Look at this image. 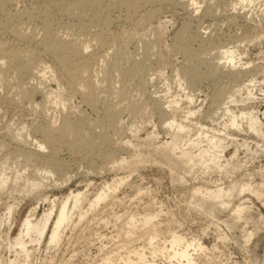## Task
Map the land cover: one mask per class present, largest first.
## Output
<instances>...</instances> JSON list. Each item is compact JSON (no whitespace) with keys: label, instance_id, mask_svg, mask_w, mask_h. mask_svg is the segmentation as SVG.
Segmentation results:
<instances>
[{"label":"rangeland","instance_id":"374dc122","mask_svg":"<svg viewBox=\"0 0 264 264\" xmlns=\"http://www.w3.org/2000/svg\"><path fill=\"white\" fill-rule=\"evenodd\" d=\"M2 1L0 47L4 48L0 61L8 64L0 65V158L9 156L18 168H26L33 178L43 180L47 186L22 202L10 232L7 224L1 225V211L0 230L7 231L3 235L8 233V238L14 239L31 208L38 207L35 217L40 218L50 201L60 203L71 191L87 190L92 196L106 183L128 177L113 198L78 226L68 227L57 247L48 248V240L43 241L32 263L105 264L108 256L147 247L150 235L156 237L155 246L170 248L167 241L174 231L189 242L200 239L207 248L197 258L200 264H207L209 257L213 264H252L264 257V198L262 201L247 192L232 199L231 206L248 199L246 205L251 207L253 221L258 219L259 230L244 246L243 240L238 239L240 224L232 229L220 224L229 237L227 243H222L215 235L216 219L200 216L188 207V188L203 182L199 173H186L188 181L182 186L171 178L166 167L152 162L123 171L114 168L123 157L130 160L140 152L150 151L153 146L145 139L153 131L161 138L170 137L163 126L167 118L162 111L166 107L163 100L167 95L168 99L176 96L181 100L180 107L168 108L178 118H183L187 107L199 111L191 117L192 123L222 129L221 124L231 119L228 108L235 109L237 114L259 111L264 122V0H252L251 4L241 0H178L182 2L179 5L175 4L177 0L172 4L167 0H149L137 5L138 13H128L116 0H104L106 16L111 18L107 26L101 20L103 17L99 20L93 16L97 13L94 8L73 14L65 10L66 2L59 4L58 0ZM23 9L31 17L22 16ZM45 20L54 26L59 39L90 42L86 51L89 66L79 68L83 71L76 81L63 73L53 53L42 48ZM15 27L21 31V39L15 37ZM102 29L104 35L99 40L94 34ZM227 49L238 50L236 68L227 64ZM74 59L78 63L83 58ZM26 64L32 69L20 74ZM82 80L91 82L89 94L79 93ZM248 89L252 99L234 105L231 96L244 98ZM49 93L51 97L47 98ZM189 96L194 98L192 104L187 100ZM64 120L77 125L76 134L61 132ZM239 122L247 125L244 117ZM136 127L140 129L138 138L133 137ZM230 132L240 147L236 159L244 163L243 168L232 178L215 173L206 178L228 183L236 177L244 179L248 173L252 174L249 178L253 184H263L264 137L239 127L230 128ZM130 140L132 144L127 143ZM41 142L46 149H39ZM246 143L251 150L242 145ZM36 151L37 155L31 157ZM233 153L234 145L230 143L226 154L230 157ZM39 167L52 171V176L38 174ZM212 181L210 184L214 185ZM157 211L161 215L156 218V229L141 225L132 242H128L124 231L129 229L130 217ZM115 214L123 218L116 220ZM220 216L226 219L227 212ZM106 218L111 220L108 225L103 222ZM252 227L253 222L248 225L249 229ZM0 243L5 245L4 240ZM4 245L0 246V253L9 258L11 253ZM146 255L150 257L151 253L147 251ZM113 262L122 264L120 259ZM155 262L166 264L161 256Z\"/></svg>","mask_w":264,"mask_h":264},{"label":"bare ground","instance_id":"6f19581e","mask_svg":"<svg viewBox=\"0 0 264 264\" xmlns=\"http://www.w3.org/2000/svg\"><path fill=\"white\" fill-rule=\"evenodd\" d=\"M59 1H62L60 3L66 2L65 10L73 14H80V12H84V10H87L88 8H90V10L91 8H94L95 11L94 9L92 10L97 13L92 12L94 14L93 16H96L99 20L103 17L101 20H103V23L106 26L110 23L111 18L109 15L106 16L107 12H105L106 6L105 2L103 3L104 0H58L57 3H59ZM147 1L149 0H116L115 2L119 6L125 8L128 13H130V11L138 13L137 10L139 8L137 5L143 4L141 2L148 3ZM167 1H170L172 4V1L174 0ZM167 1L165 0V2ZM191 1L196 2V0ZM223 1L224 0L221 2ZM156 2L160 3V1L157 0ZM177 2L178 3H175L177 5L182 3L178 0ZM241 3L251 4L252 0H241ZM161 4L163 3L161 2ZM24 10L25 9H23V12L20 14L22 16L25 14L31 17L30 12L28 13V10ZM153 12L155 13L156 10L151 11L152 14ZM132 16L134 17V13ZM17 20H19V18ZM96 20L98 21V19ZM96 20L94 19V21ZM44 26L46 35L41 41L42 48L47 52L53 53V56H55V59L59 62L58 64L62 67L64 71L63 73L72 81H76L80 77L79 73L89 66L90 62L89 58H86V51L89 48L88 44L90 42L87 44V42L83 43L85 41L78 39L70 41L59 39L55 34V29L53 28L54 26L50 25L48 21L45 22ZM17 27L19 29L22 28L19 26ZM19 29L17 30L16 27L13 29V31L15 30L14 35L17 39H21L22 37V35L19 34L21 33ZM101 31L102 32L94 34V36L99 40H101L104 35L103 29ZM2 44L4 45V43ZM3 48L4 47H0V51L3 50ZM225 53V56L227 55V64L232 68H236L238 50L227 49L225 50ZM75 57L76 59L78 57L83 59L76 63L74 59ZM10 63H12V61H10ZM6 64H8V62L6 63L5 61H0L1 66ZM24 66L25 69L20 71V74H23V71L26 72L32 69V66L29 64ZM74 66L77 68H74ZM241 66L242 65L240 64L238 67ZM79 68H83V70H80ZM90 84L91 82L88 80L83 81L78 89L79 93L83 95L89 94L88 89H90ZM167 94H170V90ZM46 97L50 98L51 94L49 93ZM162 98L163 97H161V99ZM251 99L252 92L250 89H248V93L244 98L241 96L240 98H237L235 95L231 96V101L234 105ZM187 100L190 104L194 102V98L190 96ZM163 102L166 107H163L164 109L162 108V111L166 113L167 117L165 118L163 126L165 127L167 136L170 135V137H166V139L164 137L161 138L158 132L153 131L151 135H148L145 139V143L147 142L153 146L150 151L140 152L136 158H132L130 160L123 157L121 162L114 166V168L118 171H123L133 166L152 162L166 167V169L169 170L171 178L179 182L182 186L188 181L186 179V173L194 175L199 173L201 176L200 180L203 181L201 182V185L195 184L188 188L191 198L188 203L189 209L200 216L216 219L217 230L215 231V235L217 240L222 243H227L229 237L221 230L220 224L225 225L229 229H232L237 224H240L241 235L238 239L243 240L245 243L244 246H246L259 230V225L257 224L259 221L258 219L255 222L253 221L254 217L252 216L251 207L246 205L248 204V199L243 200L238 205L231 206L233 202L232 199L235 197H241L243 194L248 192L263 201L264 183L253 184L249 178L252 174L248 173L244 174V179L236 177V179L233 178V180L228 183L221 182V180L220 182H216V179L218 178H215L213 181L212 179L208 180L206 177H211L215 173L223 177L228 175L229 178H232L241 170V168H243L244 163L242 165L239 161L237 162L236 159L240 147H238L234 138L230 136V128L238 129L239 127L240 129L248 130L249 132L264 137V122L259 115V111H239V114H237L235 109L228 108L227 111L229 112L231 119L229 122H223L221 124L223 128L221 129L203 125L201 122L192 123L191 117L196 116L199 111H193L192 108L190 109L189 107L184 110L183 118H178L174 114V111L168 110V108L173 106L180 107L181 100L177 99L176 96L175 98L168 99L167 95ZM60 103L63 108H66V104L63 101L60 100ZM168 111H172V113L168 114ZM262 115L264 116V113H262ZM240 117H244L247 120V125L245 127L240 124ZM76 126L77 125H69L67 120H64L63 125L61 126V132L76 134ZM47 132L50 133L49 131ZM136 133L137 134H134L133 132V137L138 138L140 133L139 127H136ZM127 143L132 144V141H127ZM230 143L231 146L234 145V153L232 155L230 154L231 156L229 157L226 152L230 147ZM136 145L138 146V144H135V146ZM242 145L248 149L250 148L248 143ZM38 147L40 150L46 149L43 142L39 143ZM34 153L35 154H31V157L37 155L38 151ZM53 154L51 156H53ZM27 171L28 170L26 168H18L17 163L15 161H11L9 156H2V158H0V213L3 211L1 214V225L5 226L7 224L9 227L8 232H10V229L13 226L15 214L18 212L22 202L25 199H28L34 192L47 188L43 180L41 181L38 178H33L32 174ZM36 171L40 175L45 173L51 174L52 176V171L46 172V170H43L41 167L37 168ZM181 173H183V175H181ZM127 178L128 177H118L114 179L112 183H106L101 191L92 196L87 194V190L77 192L71 191V193L60 203H56V200L50 201L48 197H46L45 199L50 201L49 208L40 218L35 217L38 207L31 208L29 214L23 218L20 230L14 239L10 240L8 238V233L6 235L4 234L5 236L3 235V233L7 231L2 232L0 230V241L4 240L6 245L5 246L3 243L5 246L4 248L6 251L11 253L9 258H3L2 253H0V264H33V257H35V253L38 251V248H40L43 241L48 240V248L57 247L68 227L78 226L90 214L96 211L102 203L106 202L111 197L113 198L116 192L127 182ZM220 179L223 181V178L220 177ZM210 181H212V183L215 181V183H213L214 185L210 184ZM139 192L141 193V190ZM223 212H227L226 219H221L220 215L223 214ZM160 215L161 211L144 213L142 216H138L137 218L135 215H132L130 217V222L127 223L129 225V229L124 231L128 242H132L131 240L134 235L140 231L139 228L141 225L143 227L149 226L156 229L155 221ZM115 217L116 220H121L123 218L122 215L120 216L118 214H115ZM262 218L263 217H260L259 219L262 220ZM103 222L108 225L111 220L106 218ZM252 222L253 227L252 229H249L248 225ZM149 238L150 242L147 247L143 246L141 248H130L123 253V255L118 254L114 255V257L108 256L105 258V264H116L113 260L118 259L122 261V264H157L155 262V258L159 256L164 257L166 264H200V260L197 259L200 256V252L205 253L207 250L199 238H194L192 242H189V240L183 237L178 231L172 232L169 240H166L171 246L170 248L166 247V245L164 247L155 246L154 241L156 237L154 235H150ZM1 243L0 246L2 245ZM244 248L248 249L246 247ZM147 251L151 253L150 257L146 255ZM207 264H213L212 257L207 259ZM215 264L227 263L220 262ZM252 264H264V257L261 259H255Z\"/></svg>","mask_w":264,"mask_h":264}]
</instances>
